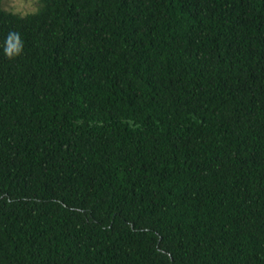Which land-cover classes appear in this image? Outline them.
<instances>
[{"label":"trees","instance_id":"trees-1","mask_svg":"<svg viewBox=\"0 0 264 264\" xmlns=\"http://www.w3.org/2000/svg\"><path fill=\"white\" fill-rule=\"evenodd\" d=\"M0 264H264V0L0 6Z\"/></svg>","mask_w":264,"mask_h":264},{"label":"clouds","instance_id":"clouds-1","mask_svg":"<svg viewBox=\"0 0 264 264\" xmlns=\"http://www.w3.org/2000/svg\"><path fill=\"white\" fill-rule=\"evenodd\" d=\"M24 43L20 34L15 31H9L4 42L3 52L8 59H14L23 52Z\"/></svg>","mask_w":264,"mask_h":264},{"label":"rangeland","instance_id":"rangeland-1","mask_svg":"<svg viewBox=\"0 0 264 264\" xmlns=\"http://www.w3.org/2000/svg\"><path fill=\"white\" fill-rule=\"evenodd\" d=\"M38 0H0V6L20 14L33 11Z\"/></svg>","mask_w":264,"mask_h":264}]
</instances>
